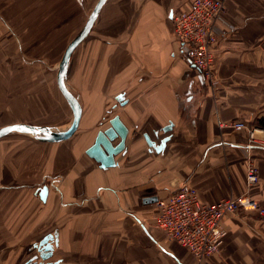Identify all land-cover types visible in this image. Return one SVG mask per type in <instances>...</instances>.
Listing matches in <instances>:
<instances>
[{"label": "crops", "instance_id": "0c3cea01", "mask_svg": "<svg viewBox=\"0 0 264 264\" xmlns=\"http://www.w3.org/2000/svg\"><path fill=\"white\" fill-rule=\"evenodd\" d=\"M97 1L0 0V117L27 114L30 82V114L44 116L45 101L59 106L57 65ZM223 2L232 29L223 26L211 87L174 40L172 14L189 0L105 1L69 60L67 86L82 108L75 134L0 139V264H24L47 234L61 264H264V215L228 216L218 252L197 260L152 226L154 202L143 201L186 183L202 203L248 192L264 208V148L246 129L220 127L252 130L264 118V0ZM114 116L125 147L101 168L85 151ZM249 159L259 183L247 191Z\"/></svg>", "mask_w": 264, "mask_h": 264}, {"label": "built area", "instance_id": "2783aa9c", "mask_svg": "<svg viewBox=\"0 0 264 264\" xmlns=\"http://www.w3.org/2000/svg\"><path fill=\"white\" fill-rule=\"evenodd\" d=\"M223 13V0H189L187 8L178 9L172 14V32L181 54L211 87L218 84L215 53L219 38L224 33L223 26L232 29V26H227ZM220 127L236 132L246 129L242 121H231L220 124ZM254 131L248 132L251 143H258L264 148V131H259L263 134V141L255 140ZM258 183V168L249 159L245 171L247 191ZM154 205L152 226L168 241L188 250L197 260L218 252L220 242L226 236L224 220L228 216L241 212L264 215V208L250 198L248 192L213 203H202L196 191L186 183L166 198L156 199Z\"/></svg>", "mask_w": 264, "mask_h": 264}, {"label": "water", "instance_id": "95a60500", "mask_svg": "<svg viewBox=\"0 0 264 264\" xmlns=\"http://www.w3.org/2000/svg\"><path fill=\"white\" fill-rule=\"evenodd\" d=\"M106 0H98L87 20L79 32V34L67 45L58 65L56 68V86L59 93L63 97L71 112V119L65 128L39 126L27 123H14L0 127V139L8 135L19 134L28 136L34 140L44 143H58L70 139L78 129L81 119L82 108L78 97L73 94L67 86V71L69 60L75 48L84 40L88 35L101 7ZM170 125L165 127L164 130H169ZM127 136V130L120 122L117 116L109 120V127L97 133L93 144L86 149L85 154L99 163L101 168L112 167L115 164V156L124 151V143ZM119 139L117 144H113L115 139ZM146 142L149 146H153L152 142L147 138ZM168 137L161 140L156 151L162 150L164 143ZM55 180H52L54 184ZM47 193L46 186H42L39 190V195L44 199ZM144 202H155L156 198H146ZM57 246V238L55 235L47 234L41 238L37 244H33L36 250L31 258L24 264H61L62 259H52L53 250Z\"/></svg>", "mask_w": 264, "mask_h": 264}, {"label": "rangeland", "instance_id": "374dc122", "mask_svg": "<svg viewBox=\"0 0 264 264\" xmlns=\"http://www.w3.org/2000/svg\"><path fill=\"white\" fill-rule=\"evenodd\" d=\"M31 83V82H30ZM28 85V100H29V106H28V110H27V116H21V117H0V127L4 126L5 124L8 125L10 123H27V124H32V125H44V126H49V127H58V128H63V126L65 124L68 123V121L71 119V115H70V109L67 106L66 102L64 101L63 97L60 95V103L59 106H56V102L54 105L48 102H44V113H42V115L44 114V116H35L30 114L31 112H35L36 110V105L34 102V95L35 92H33V89L35 88L34 85ZM14 93V90L12 91ZM43 103V102H42ZM38 108V106H37ZM31 111V112H29ZM37 111V110H36ZM48 111V112H47ZM24 112V111H23ZM264 120V118H261ZM257 120V119H256ZM255 120V121H256ZM246 125V130L249 132L251 131H256V130H264L261 128H254V129H249L247 123H245ZM255 125V123H254ZM253 125V126H254ZM254 131V134H255ZM249 134V133H248ZM261 137H256L253 136L255 138V140H260L263 141V135L260 134ZM7 138V140H12L14 138V136H7L2 140H5ZM250 140V137H249Z\"/></svg>", "mask_w": 264, "mask_h": 264}, {"label": "trees", "instance_id": "16d2710c", "mask_svg": "<svg viewBox=\"0 0 264 264\" xmlns=\"http://www.w3.org/2000/svg\"><path fill=\"white\" fill-rule=\"evenodd\" d=\"M255 127L264 129V120L263 119H257L255 122Z\"/></svg>", "mask_w": 264, "mask_h": 264}]
</instances>
